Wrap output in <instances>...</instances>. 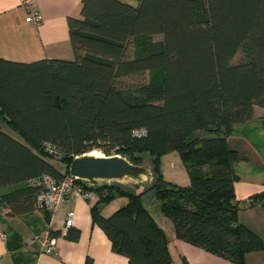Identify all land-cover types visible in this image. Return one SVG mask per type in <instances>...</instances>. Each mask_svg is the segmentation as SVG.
<instances>
[{"label":"trees","instance_id":"trees-1","mask_svg":"<svg viewBox=\"0 0 264 264\" xmlns=\"http://www.w3.org/2000/svg\"><path fill=\"white\" fill-rule=\"evenodd\" d=\"M133 2L81 0L79 15L68 17L71 59L0 58V114L12 131L0 127V205L14 214L33 209L41 187L32 180L63 178L84 151L133 164L149 152L154 181L144 190L86 184L97 197L92 221L112 249L127 264H173L165 231L143 202L152 192L177 238L243 264L263 242L238 220L233 163L240 156L227 136L254 117L255 106L264 108V0ZM145 72L149 78L139 79ZM170 150L179 153L188 189L160 171L159 155ZM115 197L127 200L103 215ZM263 200L256 193L248 204Z\"/></svg>","mask_w":264,"mask_h":264},{"label":"crops","instance_id":"crops-1","mask_svg":"<svg viewBox=\"0 0 264 264\" xmlns=\"http://www.w3.org/2000/svg\"><path fill=\"white\" fill-rule=\"evenodd\" d=\"M125 1L134 3L133 0ZM80 4L81 0H34L41 19L32 23L25 21L26 9L18 0H0V58L9 63L73 58L68 17L79 15ZM9 63L4 65L11 67ZM254 114L248 120L233 124L227 136L229 146L240 156L233 163L237 176L233 188L239 204L238 220L263 242L260 249L245 253L243 264H264V200L248 204L252 195L264 192V127L261 119L264 108L255 106ZM0 127L12 133L2 114ZM121 198L123 205L127 199ZM153 201L154 206L146 205V208L165 231L173 264H239L177 238L172 222L160 210L159 201ZM92 203L93 200L80 196H68L57 206L46 209L49 218L36 206L14 214L6 205H0V264H30L34 261L40 264H84L88 256L92 264H127V257L115 252L101 227L93 223ZM106 205L108 203L101 206V213L106 216L118 208L104 213ZM69 211L73 212V222L64 228ZM75 229L78 237H68V230ZM46 234L56 237L54 251L50 253L40 247V238Z\"/></svg>","mask_w":264,"mask_h":264},{"label":"built area","instance_id":"built-area-1","mask_svg":"<svg viewBox=\"0 0 264 264\" xmlns=\"http://www.w3.org/2000/svg\"><path fill=\"white\" fill-rule=\"evenodd\" d=\"M19 4L26 9V22L38 23L41 19V14L34 5V0H18ZM91 180L100 182L99 178L84 179L66 174L63 178H55L45 174L39 178L32 180L35 184H39L41 189L36 195L35 206L39 209H48L57 206L68 196H80L89 200L96 199V194L87 185H93ZM87 184V185H86ZM73 222V212L69 211L65 216L64 228H68ZM41 250L45 252H53L56 245V237L51 234H46L40 238ZM30 264H40L34 261Z\"/></svg>","mask_w":264,"mask_h":264},{"label":"rangeland","instance_id":"rangeland-1","mask_svg":"<svg viewBox=\"0 0 264 264\" xmlns=\"http://www.w3.org/2000/svg\"><path fill=\"white\" fill-rule=\"evenodd\" d=\"M149 78V73L145 72L144 74L139 76V79L146 81ZM98 151V153L104 154L99 149H94ZM90 150L84 151L79 155L87 154ZM120 155V154H119ZM141 156V161L138 163H134L143 170V172L137 175H125L117 179H102L100 182H108L113 183L121 187V189H128L132 191H142L146 188L147 184L154 181V174H153V165L152 159L153 155L149 152H141L139 153ZM78 156V155H77ZM122 156V155H121ZM127 160L130 161L129 156H123ZM51 161L58 167L60 170L64 169L63 163L56 159L52 158ZM159 168L161 173L163 174L164 178L167 180L176 183L179 187L183 189H188L190 186V178L189 175L183 165V162L179 156V153L176 150H170L163 152L159 155ZM155 199L154 194L149 192L147 196L143 198L144 204L154 206L153 200ZM123 198L115 197L112 201L103 208L104 213H107L109 210L114 209V207H120L122 205ZM155 207H152L154 209ZM117 209V208H116ZM114 211V210H113Z\"/></svg>","mask_w":264,"mask_h":264},{"label":"water","instance_id":"water-1","mask_svg":"<svg viewBox=\"0 0 264 264\" xmlns=\"http://www.w3.org/2000/svg\"><path fill=\"white\" fill-rule=\"evenodd\" d=\"M69 173L84 179H117L137 175L140 168L119 154L78 155L69 164Z\"/></svg>","mask_w":264,"mask_h":264},{"label":"bare ground","instance_id":"bare-ground-1","mask_svg":"<svg viewBox=\"0 0 264 264\" xmlns=\"http://www.w3.org/2000/svg\"><path fill=\"white\" fill-rule=\"evenodd\" d=\"M85 155H89V156H102L101 153H98V151L96 150H90L87 154Z\"/></svg>","mask_w":264,"mask_h":264}]
</instances>
